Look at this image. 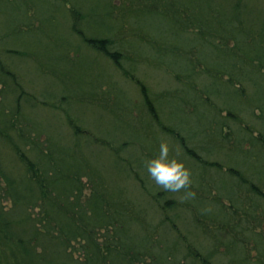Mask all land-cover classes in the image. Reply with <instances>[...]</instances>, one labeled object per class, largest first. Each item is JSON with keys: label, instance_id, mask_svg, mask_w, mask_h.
Listing matches in <instances>:
<instances>
[{"label": "rangeland", "instance_id": "rangeland-1", "mask_svg": "<svg viewBox=\"0 0 264 264\" xmlns=\"http://www.w3.org/2000/svg\"><path fill=\"white\" fill-rule=\"evenodd\" d=\"M69 1L82 5L81 15L75 14L72 3L59 6L55 0H0V38L10 34L7 32L10 28L20 27L23 31L19 39L0 45V61L11 77L1 72L3 78L6 77V80L4 79L6 83H0V109H5L1 116L5 119L14 111L22 114L38 128L36 130L31 128L28 137L31 150L23 149L26 151L23 156L28 157L31 164L36 162L43 164L40 158L46 156L49 149L61 145L71 148V143L82 141L85 137L83 134H87L92 139L90 143H84L82 148V151H85L84 157L79 155L81 152L75 153L69 159V166L77 167L79 161L97 166V168L93 166L94 169L103 172V174L99 172V176L107 182L110 181L108 184L111 188L116 189L117 186L125 188L128 191V195L125 193L127 199L129 197L148 209V217L144 215L143 208L140 213L145 219L149 218L152 226L155 225L153 227L165 230L167 234L170 227L179 229L186 237L185 247L181 246L185 251L180 253L182 257L180 264L193 262V256H200L199 259L202 261L207 258L209 264H233L231 254L235 247L244 248L238 253L241 261L243 256L244 259L249 258L244 260L243 264H249L247 262L251 260L264 264V150L257 153L255 168L252 165L255 162L251 158L256 154L255 151L243 149L248 144L240 147L241 152L236 151L237 137L233 131L236 126L234 121L229 119V111L225 105V101L229 99L226 94L229 87L223 82L216 81L213 84L211 78L204 76L195 80L192 90L188 87V83L189 86L193 84L191 75L186 79L182 77L179 81L175 78L177 72L166 71L164 65L163 71L158 68V62L161 56L165 55V51L174 49L172 43L165 45L164 41H157L158 35L159 37L164 35L165 40H173V34L166 30L172 22H168L166 18L173 17L170 10L163 9L166 0H155L156 13L159 14L154 19L153 16L150 17L153 26L149 25L146 19L147 22L133 24L132 27L130 26L132 22L130 23L128 18L124 24L119 25V21L112 18V13L120 17L125 16L123 11L130 7V3L124 6L125 1L122 3L120 0ZM181 1L183 2L177 0L179 5L175 7L181 8ZM106 2L110 5H107L108 20L103 16ZM192 2L197 11L206 14L203 9L207 8L204 7L207 2L214 5L222 3V0ZM223 2L230 6L240 5L239 9L251 8L252 13L246 16L257 20L247 19V22H257L255 27L260 29L264 21V0ZM223 7L225 8L224 5ZM246 8L245 10H248ZM98 15L102 16L104 22H98ZM75 23L77 30H74ZM94 24L99 25L98 30L102 25L103 33L110 32L109 29L112 31L109 35L102 34V37L96 28L93 30ZM180 27L186 28L185 25ZM232 31L233 29L226 30L225 33L229 34ZM96 34L98 38L108 37L107 39L111 40L109 48L111 51L114 49L113 43H117L120 49L126 51L124 57L120 58L121 64H118V67L103 53L93 50L91 43L85 40ZM186 34L190 38L194 37L192 33ZM18 41L29 43L30 48L26 49L29 56L19 55L25 51V46ZM197 44V52L200 54L204 50L202 53L212 59L210 69H215L213 56L208 54L210 49L203 42ZM67 47L71 50H67ZM65 48L71 56L67 59L72 62L67 68H63L66 66L64 62L60 61V64L56 59L64 58ZM168 60L171 61L170 58ZM51 65L55 72L59 71L57 76H53ZM119 65L122 68H119ZM222 78L227 80L228 75ZM140 83L149 90L148 97L154 101L155 106L143 107L141 98L143 95L137 85ZM62 85L68 86L66 88L72 91L74 88L78 89L80 92L85 86L90 90L97 89L96 91L101 94L100 100H103L101 106L106 109L98 106V99L89 98L87 95L83 96V102L71 101L70 104L73 106H66L71 96H66L64 91L61 92ZM234 86L237 88L235 83ZM209 87L214 89V93L220 92L221 95L216 93L219 95L217 100L212 95L214 93L208 94ZM198 91L201 93L198 95L199 98ZM27 95H31L32 98L26 100ZM45 100L55 107L50 109L42 105V101ZM93 100L96 103H93ZM197 101L203 106L198 111ZM64 104L69 109L68 114L61 110ZM109 107L110 112L107 111ZM259 110L242 106L238 114L243 120V126L254 130L253 138L260 133L253 129L256 125H261L253 118L259 114ZM213 111H216L217 115ZM234 112L236 113L235 110ZM222 118L228 119V124L223 130L221 126H217L218 119ZM233 124V128L229 126ZM51 136L55 142L51 141ZM161 140L168 142L170 157L183 160L192 170L194 182L191 190L196 193L194 197L186 198L185 189L172 192V197L169 195L170 190L156 184L151 177L146 181L144 174L136 172L144 171L149 175L143 158L158 156ZM19 155L22 156L0 146V160L6 168L8 166L21 168L23 163L19 161ZM211 166L219 167L220 171L217 167L210 169ZM98 171H94L93 174L98 176ZM35 173H38V170ZM87 183L86 177L81 176L78 184L82 189L83 201L92 194V188ZM170 199L178 200L180 206L190 202L188 205L186 203L182 210H174L168 207L171 205ZM1 201L6 210L11 209L12 202L9 198L5 196ZM14 209L13 207L12 210ZM24 210L21 218L29 219L30 226L28 229L27 225V232L21 233L17 242L21 240L30 248L31 207ZM33 212L34 217H37V210ZM145 213L147 214L146 211ZM170 235L164 240L175 239L174 233ZM4 240L0 239V264H23L19 262L18 254L13 255L12 251L15 250H12L10 241ZM233 240L238 242L236 246ZM259 250L262 252L259 253ZM77 258L78 252L74 254V259ZM233 259L237 260V264H241L236 254Z\"/></svg>", "mask_w": 264, "mask_h": 264}, {"label": "trees", "instance_id": "trees-1", "mask_svg": "<svg viewBox=\"0 0 264 264\" xmlns=\"http://www.w3.org/2000/svg\"><path fill=\"white\" fill-rule=\"evenodd\" d=\"M55 1L56 5L59 6L72 3L73 5H71L76 12L75 14H82L80 10H82L83 7L79 5V2H70L69 0ZM120 1H125L124 6L130 3V7L123 11L125 16L122 17L110 12L112 13V18L119 21L118 25L121 23L124 24V21L128 18L129 22H132L130 24L131 27L133 24L144 23L146 19H148V24L153 26L150 17L153 16L154 19V17L159 14L156 13L155 0ZM192 1L193 0L181 1V8H179L175 7L179 5V1L166 0V6L163 9L170 10L173 16L170 17V19L166 18L168 22L172 21V24L170 23L169 26L167 25L168 27H166V30L173 34V40H165L164 35L163 37L162 35L160 37L158 35L157 41L162 40L165 45L172 43L174 49H167V51H165V55L161 56L159 62L157 61L159 64L158 68L163 71L164 65L166 71L170 73L177 72L175 78L179 81L182 80V77L186 79L191 75V82L193 84L189 86L188 83V87L192 90L194 89L195 80L204 78V76L211 78L213 84L216 81L217 83L223 82L229 87L226 89V94L229 99L225 101V105L227 106L226 110L229 111V119H232L236 126L235 130H233L237 137L236 151L239 150L241 152L242 148L240 149V147H242L243 144H248L243 147V149L249 148L255 151L256 156L254 155L251 157L253 162H255V164H252L255 168L258 159L257 153H262V150H264V21L258 20V22L263 21L262 26L258 29V27H255L257 22H247V19L251 21L257 20L256 18L252 19L246 16L252 13L251 8L244 7L243 9H239L240 5L230 6L228 3L227 6L223 0L222 3L218 2L214 5L213 3L209 5L207 2V5L204 6L207 8L203 9L206 14H203L195 9L196 6ZM237 1L240 2V0ZM241 1L244 2V0ZM109 2H111V0ZM107 5L110 6L107 2L104 4L106 11L103 16L104 19L108 20L109 18H106L108 13ZM245 8L248 10H245ZM175 9L179 10L176 11ZM98 16V22H104L102 16ZM87 17L88 14L86 18ZM159 18L161 19L160 15ZM162 18L164 19V16ZM94 23H96V20ZM76 24L77 23L74 24V30H77ZM178 24L179 26L176 27ZM183 25H185L186 28L183 29L180 27ZM98 26L99 25L94 24L92 28L93 30L96 28L100 35H109L112 31V29H109L108 31L110 32L103 33L102 25H100L99 30ZM136 27L138 26L136 25ZM140 28L141 26H139V29ZM231 29H233L231 33H225L226 30ZM7 32H10V34H5L0 38V45L7 44L11 40L15 41L19 39V36L23 35V31L20 27L10 28ZM186 33H192L194 37L190 38ZM98 37L99 36L96 34L89 36L90 39L87 38L85 40L91 43L93 50L103 53L107 59L118 67V64H121L120 58L124 57L126 51L122 48L120 49L117 43H113L114 49L111 51L109 49L111 47V40L107 39L108 37ZM208 41H210V43H208ZM18 42L23 43L21 41ZM202 42L210 49L208 54L213 56L215 69H210L209 66L212 59L207 54L202 53L204 50L200 54L197 52V43L202 44ZM231 42L233 44H231ZM24 46L25 51L20 52L19 55L26 54L29 56V51H27L30 48L29 43L24 44ZM67 50L71 49L67 47ZM67 50L64 58H56L59 61L58 63L61 64V62H64L66 64L64 67L61 66L63 68H67L68 64L72 65V62L67 59L71 58ZM169 58L171 59L170 62L168 60ZM203 62L204 64H201ZM119 68H122V66L119 65ZM51 70H53V65H51ZM1 72L5 76L8 75L10 77L9 73H6V68L2 61H0V83H6L4 81L6 77L3 78ZM53 73V76H57L56 74H59V71L55 72L53 70ZM227 75L228 79L224 80L222 76ZM133 76H135V74ZM234 83L237 85V88H235ZM137 85L141 91V95H143V97L141 96L143 107L150 108L155 106L154 101L148 97L149 90L146 86L143 83ZM66 87L68 86L62 85L61 87V92L64 91L66 96H71V100L67 102L66 106H73V104H70L71 101L83 102V96L87 95L89 98L98 99V106L100 108L102 107L103 110L106 109L101 106L103 100H100L101 98L99 97L101 94L96 91L97 89L90 90L85 86V89H81V92L75 88L73 92L70 88ZM208 90V94L214 93V89L209 87ZM216 93L219 94L220 92L217 91L212 95L216 97L217 100L221 94L217 95ZM198 95H201L199 91L197 93V96ZM222 95L226 97L224 94ZM30 98H32L31 95L25 97L26 100ZM230 100L232 101L230 102ZM233 101L235 102L233 103ZM94 102L93 100V103ZM209 104L211 105V103ZM42 105L50 109L55 107L46 100L42 101ZM66 106L64 104V108L61 107V110H63L65 114H68L69 109ZM242 106L250 107V109L253 110H255V108L257 110L261 109V111L259 110V114L253 117L261 124L253 127V129H257V131L260 132L254 138V130L250 129L248 126L244 127L243 120L238 117ZM202 107L203 106L197 101L196 111L200 110ZM4 110V108L0 109V146L10 149L14 154H22V156L19 155V161L21 164L23 163V166L21 168L20 166H16L15 168H10L8 166L6 168L0 160V239L3 238V240L10 241L12 250H15V252L12 251V253L13 255L18 254L20 263L180 264V259H182L180 253L185 251L182 250L181 246L185 247L184 243H186V237L182 235L179 229L177 230L176 228L170 227V229H168L169 234H167L164 232L165 230L161 231L160 228L157 229V227H153L155 225L152 226L151 222L148 220L149 218L145 219L143 214L140 213L141 208H143L144 215L148 217V209L129 197L127 199L125 193L127 194L128 191L125 190V188L123 189L118 186L116 187L118 190L111 188L108 184L110 181L107 182V180H103L101 176H99V172L102 174L103 172L94 169V167L97 168V166L93 165V167L81 161H79L77 167L69 166V159L75 153L79 154V152H81L79 155L84 157L85 151H82V148L84 143H90L91 137L87 136V134H83V136H85L83 139L78 138V140L82 139V141L71 143V148L66 146L62 147V145L53 147V149H49L46 156L40 158L43 164L39 162L31 164L30 159L23 156L26 152L23 149L27 148L28 151L31 150V142L28 140V137L31 133V128L35 130L38 128L34 123L31 124V121H28L22 114L14 111L9 117L6 116L5 119L2 118L1 115ZM107 111L110 112V107L107 108ZM213 112L217 115L216 111ZM227 120H224V118H222V120L218 119L221 123L218 122L217 126L224 128L228 124ZM234 124L233 126H229L233 128ZM133 126L135 125L133 124ZM125 130L127 131V128ZM134 130L137 131L135 127ZM80 137H82V135H80ZM50 139L55 142L52 136ZM234 141H236V138H234ZM249 143L251 144L249 145ZM143 159L144 164H146L148 159ZM211 164L212 163L209 165ZM213 167L217 166H211L210 169ZM217 168L220 171V168ZM39 169L42 172H39ZM12 170L13 172H11ZM36 170H38V173H35ZM94 171H98V176L93 174ZM136 172L142 175L144 174L146 176V181L149 180L150 175H147L146 172ZM205 172H207V170ZM120 175H122V173H120ZM81 176L86 177L88 180L87 185L92 188V194L84 201L82 189L80 188L81 186L78 184ZM172 192L173 191H171L169 195L173 197ZM5 196L12 202V207L9 210L4 208L1 201ZM189 202H185L183 205L185 206L186 203L188 205ZM167 204H169V202H167ZM170 204L171 205L168 207L174 210H182L184 208V206H180L176 199L171 200ZM13 207L15 208L14 211L12 210ZM30 207L31 247L28 248L21 240L19 242L17 241L21 233L27 232V225L29 229V219L21 217L25 213L23 210L25 208L30 209ZM138 208H140L139 211ZM35 210H37V217H34L35 212L33 211ZM173 233L176 235L175 239L172 241L164 240ZM233 241V244L236 246L238 242L235 240ZM239 250L242 252L244 248L241 247L240 249L239 247H235L233 249V253L231 254L232 259L230 258L231 263H238L237 260L235 261L236 258L233 259L235 254L241 264L245 262L244 260L249 259L248 257L244 259L243 256V260L241 261L238 256ZM188 251L191 254L190 249H188ZM76 252H78V258L74 259V254ZM258 252L261 253L262 251L259 250ZM210 254H213V252H210ZM194 257L195 256H193V262L185 264L208 263L207 258L202 261L199 259L200 256ZM247 263L258 264L255 260H251Z\"/></svg>", "mask_w": 264, "mask_h": 264}, {"label": "clouds", "instance_id": "clouds-1", "mask_svg": "<svg viewBox=\"0 0 264 264\" xmlns=\"http://www.w3.org/2000/svg\"><path fill=\"white\" fill-rule=\"evenodd\" d=\"M170 147L166 140H161L159 154L146 161L147 172L150 177L164 189L173 192L187 190V197H194L196 193L191 190L193 184L192 170L183 160L170 157Z\"/></svg>", "mask_w": 264, "mask_h": 264}, {"label": "bare ground", "instance_id": "bare-ground-1", "mask_svg": "<svg viewBox=\"0 0 264 264\" xmlns=\"http://www.w3.org/2000/svg\"><path fill=\"white\" fill-rule=\"evenodd\" d=\"M222 130H223V128H222Z\"/></svg>", "mask_w": 264, "mask_h": 264}]
</instances>
